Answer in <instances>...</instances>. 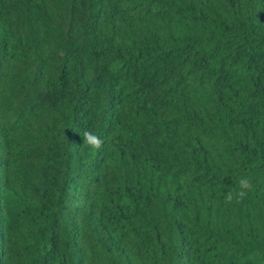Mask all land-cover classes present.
I'll use <instances>...</instances> for the list:
<instances>
[{"label": "trees", "instance_id": "obj_1", "mask_svg": "<svg viewBox=\"0 0 264 264\" xmlns=\"http://www.w3.org/2000/svg\"><path fill=\"white\" fill-rule=\"evenodd\" d=\"M0 264H264V0H0Z\"/></svg>", "mask_w": 264, "mask_h": 264}, {"label": "clouds", "instance_id": "obj_2", "mask_svg": "<svg viewBox=\"0 0 264 264\" xmlns=\"http://www.w3.org/2000/svg\"><path fill=\"white\" fill-rule=\"evenodd\" d=\"M82 139H83V144L97 151H99L104 144L103 140L98 135L88 130L83 131ZM252 188L253 185L251 180L248 177H242L239 180V191L236 192L235 194L231 191H228L227 194L225 195V199L228 202H232L234 198L238 202L242 201L247 196V194L252 190Z\"/></svg>", "mask_w": 264, "mask_h": 264}]
</instances>
